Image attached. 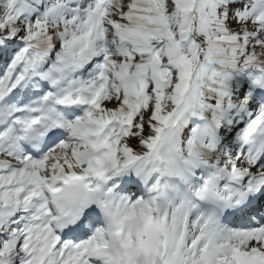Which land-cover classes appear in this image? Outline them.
<instances>
[{"label":"snow or ice","instance_id":"6c2138e0","mask_svg":"<svg viewBox=\"0 0 264 264\" xmlns=\"http://www.w3.org/2000/svg\"><path fill=\"white\" fill-rule=\"evenodd\" d=\"M0 264H264V0H0Z\"/></svg>","mask_w":264,"mask_h":264}]
</instances>
